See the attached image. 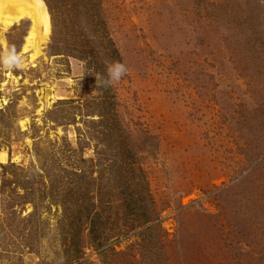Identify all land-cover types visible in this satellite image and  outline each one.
Returning <instances> with one entry per match:
<instances>
[{
  "label": "rangeland",
  "instance_id": "rangeland-1",
  "mask_svg": "<svg viewBox=\"0 0 264 264\" xmlns=\"http://www.w3.org/2000/svg\"><path fill=\"white\" fill-rule=\"evenodd\" d=\"M43 1L37 52L0 22V264H264V0Z\"/></svg>",
  "mask_w": 264,
  "mask_h": 264
},
{
  "label": "bare ground",
  "instance_id": "bare-ground-1",
  "mask_svg": "<svg viewBox=\"0 0 264 264\" xmlns=\"http://www.w3.org/2000/svg\"><path fill=\"white\" fill-rule=\"evenodd\" d=\"M24 18H30L32 20V30L26 38L24 50L32 46L37 52L38 43L34 39V35L37 33L36 31L41 29V41H45L50 32V18L44 1L0 0V22L3 28H7Z\"/></svg>",
  "mask_w": 264,
  "mask_h": 264
},
{
  "label": "clouds",
  "instance_id": "clouds-1",
  "mask_svg": "<svg viewBox=\"0 0 264 264\" xmlns=\"http://www.w3.org/2000/svg\"><path fill=\"white\" fill-rule=\"evenodd\" d=\"M0 65L6 69H14L20 67V57L16 54L15 49H11L9 53L0 57ZM107 79L104 83L98 85V87H103L106 83L108 86H111L113 82H119L122 77L126 74L127 68L124 64L120 62H113L110 66L107 67Z\"/></svg>",
  "mask_w": 264,
  "mask_h": 264
}]
</instances>
